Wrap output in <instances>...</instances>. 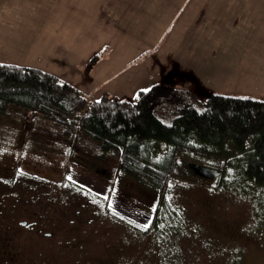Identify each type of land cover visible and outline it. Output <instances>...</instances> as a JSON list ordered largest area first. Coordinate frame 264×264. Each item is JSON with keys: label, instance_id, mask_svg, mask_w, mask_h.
Instances as JSON below:
<instances>
[{"label": "trees", "instance_id": "16d2710c", "mask_svg": "<svg viewBox=\"0 0 264 264\" xmlns=\"http://www.w3.org/2000/svg\"><path fill=\"white\" fill-rule=\"evenodd\" d=\"M3 147L15 149V165L59 162L64 175L79 157L111 162L118 176L157 196L145 232L165 237L185 214L166 200L172 182L203 177L214 179L215 188L230 186L236 156L239 182L246 191L264 192V100L225 93L201 100L167 83L139 91L132 101L86 98L46 71L0 63ZM193 167L217 175L201 177Z\"/></svg>", "mask_w": 264, "mask_h": 264}, {"label": "crops", "instance_id": "0c3cea01", "mask_svg": "<svg viewBox=\"0 0 264 264\" xmlns=\"http://www.w3.org/2000/svg\"><path fill=\"white\" fill-rule=\"evenodd\" d=\"M0 63L86 98L167 83L264 100V0H0Z\"/></svg>", "mask_w": 264, "mask_h": 264}, {"label": "rangeland", "instance_id": "374dc122", "mask_svg": "<svg viewBox=\"0 0 264 264\" xmlns=\"http://www.w3.org/2000/svg\"><path fill=\"white\" fill-rule=\"evenodd\" d=\"M0 150V264H264V192L246 191L236 156L230 186L171 183L166 200L185 214L158 237L145 232L157 196L111 162L79 157L64 175Z\"/></svg>", "mask_w": 264, "mask_h": 264}, {"label": "water", "instance_id": "95a60500", "mask_svg": "<svg viewBox=\"0 0 264 264\" xmlns=\"http://www.w3.org/2000/svg\"><path fill=\"white\" fill-rule=\"evenodd\" d=\"M194 171L197 175L199 176H204V177H209L212 178L213 176L217 175L216 171L211 172L209 169H207L206 167H193Z\"/></svg>", "mask_w": 264, "mask_h": 264}, {"label": "flooded vegetation", "instance_id": "af4514ba", "mask_svg": "<svg viewBox=\"0 0 264 264\" xmlns=\"http://www.w3.org/2000/svg\"><path fill=\"white\" fill-rule=\"evenodd\" d=\"M26 225H27V224H26ZM26 225H25V226H26Z\"/></svg>", "mask_w": 264, "mask_h": 264}]
</instances>
